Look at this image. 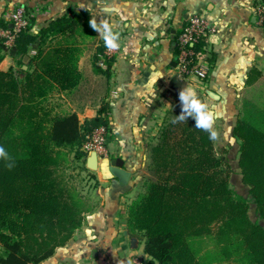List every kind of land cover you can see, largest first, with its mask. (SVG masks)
Instances as JSON below:
<instances>
[{
	"label": "trees",
	"instance_id": "trees-1",
	"mask_svg": "<svg viewBox=\"0 0 264 264\" xmlns=\"http://www.w3.org/2000/svg\"><path fill=\"white\" fill-rule=\"evenodd\" d=\"M90 20L88 11L68 10L33 34L32 17L11 47L0 38V62L7 55L13 64L0 70V146L15 161L8 170L0 160V264H39L82 224L83 196L66 183L63 166L69 153L85 166L82 147L93 129L108 127L107 108L80 123L73 113H56L49 99L78 85L81 47L95 37ZM9 25L0 20V28ZM103 49L102 41L97 52ZM194 50L204 57V40ZM207 61L213 63L211 52ZM175 64L173 59L170 66ZM261 77L253 67L244 86ZM183 87V80L171 77L169 109L148 148L144 192L126 209L127 231L143 239L144 253L158 264H264V229L249 219L247 201L230 188L224 154L192 118L170 122L181 113ZM232 137L239 141L241 181L264 220V102L243 99ZM205 239L214 250L202 248Z\"/></svg>",
	"mask_w": 264,
	"mask_h": 264
},
{
	"label": "crops",
	"instance_id": "crops-1",
	"mask_svg": "<svg viewBox=\"0 0 264 264\" xmlns=\"http://www.w3.org/2000/svg\"><path fill=\"white\" fill-rule=\"evenodd\" d=\"M254 2L0 0V20L9 22L17 6L35 10L33 34L48 20L68 10L88 11L98 23L109 20L114 31L126 37L130 45L127 55L111 59L104 71L105 68L98 65L101 53L97 52L103 40L95 32L97 36L81 47L78 85L70 91L51 94L49 101L58 103L52 105L54 111L73 113L80 123L95 118L98 110L106 105L107 143L116 150L112 158L98 159L97 170L91 174L98 185L83 197L81 226L66 245L39 264H129V261L134 264V260L141 264H158L144 253L143 239L128 233L126 206L135 192L133 183L146 171L149 145L154 142L169 109L172 94L169 82L173 74L170 62L177 56L173 35L178 34L194 14L206 17L215 25L216 32L204 39L206 55L201 60L210 66L205 84L194 76L184 82L185 86L196 89L204 103L215 106L219 114L214 125L220 133V139L213 142L215 150L223 154L236 148L237 157L239 141L232 137V129L239 118L243 99L264 90V28L257 22ZM210 52L212 64L207 61ZM12 65L6 55L0 62V70L7 71ZM253 67L260 70L262 77L255 85L245 87L247 73ZM115 75L121 89L118 97L110 100L109 83ZM116 158L121 159L123 169L130 173L125 184L109 172L110 162Z\"/></svg>",
	"mask_w": 264,
	"mask_h": 264
},
{
	"label": "built area",
	"instance_id": "built-area-1",
	"mask_svg": "<svg viewBox=\"0 0 264 264\" xmlns=\"http://www.w3.org/2000/svg\"><path fill=\"white\" fill-rule=\"evenodd\" d=\"M254 10L259 26L264 28V0H254ZM35 10H28L25 6H17L10 16L11 28H0V38L3 39L6 47L13 45L17 34L25 30L29 24L30 18L34 17ZM216 32L215 25L206 17L201 15L189 16L186 24L179 33L176 41L177 56L176 64L173 66L172 77L175 76L180 80L186 81L190 76H194L199 82L204 85L210 69V66L203 63L201 58L196 54L194 47L199 45L207 36ZM121 47L117 51L109 52L104 49L103 55H99L100 61L104 59H114L118 55H127L129 49V40L126 37L120 36L119 41ZM205 64V65H204ZM118 77L115 75L109 83V99L118 97L120 93ZM109 132L105 126H99L92 130L87 137V141L82 147V150L87 153L95 152L98 159H110L114 156L115 150L109 147L107 143ZM134 264H141L140 261L134 260Z\"/></svg>",
	"mask_w": 264,
	"mask_h": 264
},
{
	"label": "rangeland",
	"instance_id": "rangeland-1",
	"mask_svg": "<svg viewBox=\"0 0 264 264\" xmlns=\"http://www.w3.org/2000/svg\"><path fill=\"white\" fill-rule=\"evenodd\" d=\"M121 35L122 34H120V36ZM96 36H97V34H95V37ZM103 50L100 52L101 55H103V53H104ZM98 59L95 61H98ZM103 59L104 60L102 62L98 63V65L101 67H104L105 68L104 71H106L107 70V66H106L107 63L106 62H108L110 60L106 59V58H103ZM246 97L249 98L251 96H246ZM255 97L259 101L264 102V90L262 91V93H260V92L257 93L255 95ZM50 103L54 106L56 104H58L56 101L55 102L51 101ZM235 149L236 148H233L231 151H229V153H227L226 151L223 153L226 160H227V164H228V167L230 170L229 186L237 195H239L240 197L244 198L247 201L249 219L252 222L259 224L264 229V220H261L257 216V214L255 212L254 202H253V200H252V198L248 192V187L245 186L241 181V177H240V173H239V167H238V163H237L238 155L236 157ZM67 158H68L67 163L63 166V175L65 177V181L69 186L76 188L80 192L81 196L86 197L88 195L89 191L94 186V181H93V178L91 175L93 171L88 170L86 168V166H83L80 161H76L73 158L72 153H69ZM148 163H149V154H148ZM147 177H149V176H148L147 166H146L145 173H142V175L140 177H138L135 180V182L133 183V186L135 188V192H134L132 199L129 201V204L126 207H128L131 204V202H133L139 195H141L144 192V188L142 187V184H143V180L146 179ZM134 237L140 238V236H137V235H135ZM202 248L204 250L205 249L214 250V243L212 242L211 239H205L202 242Z\"/></svg>",
	"mask_w": 264,
	"mask_h": 264
},
{
	"label": "clouds",
	"instance_id": "clouds-1",
	"mask_svg": "<svg viewBox=\"0 0 264 264\" xmlns=\"http://www.w3.org/2000/svg\"><path fill=\"white\" fill-rule=\"evenodd\" d=\"M89 26L100 36L104 42V47L109 51H117L120 49V33L114 31L113 25L107 19L101 20L99 23L92 19ZM181 104V113L174 116L170 122L177 124L185 122L188 118L195 121V128L208 134L210 141L216 142L220 139L219 131L214 127L218 118V112L215 106H209L201 101L195 88L185 86L181 88L178 94ZM0 160L5 161V167L11 170L15 167L14 159L9 155L3 146H0ZM131 264V261H129Z\"/></svg>",
	"mask_w": 264,
	"mask_h": 264
},
{
	"label": "water",
	"instance_id": "water-1",
	"mask_svg": "<svg viewBox=\"0 0 264 264\" xmlns=\"http://www.w3.org/2000/svg\"><path fill=\"white\" fill-rule=\"evenodd\" d=\"M9 28H11V25H9ZM207 95L210 97L212 96L211 93L207 92ZM85 166L90 171H96L98 166V157L95 152H91L88 157L86 158ZM109 172L110 174L116 178L121 183H127L130 173L125 171L123 169V163L120 158H116L114 160H111L110 166H109Z\"/></svg>",
	"mask_w": 264,
	"mask_h": 264
}]
</instances>
